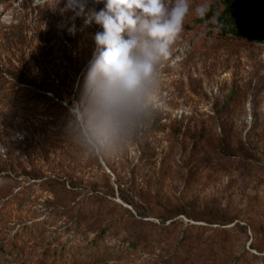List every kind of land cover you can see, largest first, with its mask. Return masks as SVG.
Masks as SVG:
<instances>
[{
	"label": "rangeland",
	"instance_id": "rangeland-1",
	"mask_svg": "<svg viewBox=\"0 0 264 264\" xmlns=\"http://www.w3.org/2000/svg\"><path fill=\"white\" fill-rule=\"evenodd\" d=\"M200 2L193 0V9ZM56 3L12 0L0 6V65L70 72L68 84L76 91L94 50L92 37L102 28L84 27L82 18L73 21V13L61 12L65 0ZM88 6L99 11L104 5L88 0ZM73 23L74 35L68 31ZM195 45L192 33L180 34L160 69V107L119 158L89 153L81 126L69 113L61 114L64 127L57 130L45 126V117L28 119L0 105V212L19 190L35 185L10 203L11 217L0 214V242L16 243L29 264H36L45 250L71 264L68 256L84 251L95 238L89 227L113 226L118 235L103 238L107 253L94 264H264V45ZM71 99L69 112L76 100ZM60 131L76 140L79 157L73 167H86L84 179L98 185L104 207L98 218L86 194L64 216L51 193L40 191L43 180L33 184L21 174L31 170L30 158L52 176L43 155L49 150L50 158L62 160V145L53 146ZM24 137L32 142L27 151ZM47 201L58 209L46 206ZM76 213L88 221L79 233L69 230ZM37 225L43 228L38 240L23 237L25 226ZM138 232L147 239L133 247L129 238ZM11 260L3 257L0 264Z\"/></svg>",
	"mask_w": 264,
	"mask_h": 264
},
{
	"label": "clouds",
	"instance_id": "clouds-1",
	"mask_svg": "<svg viewBox=\"0 0 264 264\" xmlns=\"http://www.w3.org/2000/svg\"><path fill=\"white\" fill-rule=\"evenodd\" d=\"M60 0H57V4ZM65 0L62 13L82 18L83 26L102 28L92 39L94 50L79 85V96L69 115L81 126L88 152L111 156L160 107V69L184 30L190 13L204 19L211 9L202 0ZM75 34L73 23L68 29Z\"/></svg>",
	"mask_w": 264,
	"mask_h": 264
},
{
	"label": "trees",
	"instance_id": "trees-1",
	"mask_svg": "<svg viewBox=\"0 0 264 264\" xmlns=\"http://www.w3.org/2000/svg\"><path fill=\"white\" fill-rule=\"evenodd\" d=\"M12 0H0V6L10 3ZM211 9L204 19H199L194 15V12L190 13L185 20L184 32L192 33L195 37L196 47L199 49H221V48H234L243 49L254 45H264V0H212ZM86 68L84 69V71ZM84 73V72H83ZM70 72L61 73L56 72L53 74L50 70L43 69L41 71L32 72L24 67H17L12 65L8 68H4L0 65V105L9 109L13 115L26 117L28 119H36L39 117H45L47 122L45 126L47 128H54L57 130L63 129L61 114L69 113L68 105H71L74 99H78L79 85L82 82L83 74L81 75L78 83L77 90L68 84ZM51 93V96L48 94ZM68 100L67 106H63L62 102ZM149 122V120L147 121ZM77 136L81 135L80 128L76 126ZM71 132L65 131V133L57 132L56 138L53 140V146H58L60 143L62 146V160L59 163L53 160L51 152H45L44 159L49 164L50 172L52 176H45V171L42 168L38 169L34 165V162L29 158L31 170H22L21 174L26 176L29 180H33L37 183L39 180H43L39 184L40 191L51 193L52 197L57 200L59 206L65 210L64 216H69L73 212L74 206L71 205L73 201L79 195L86 194V204H93L96 208V215L94 218H98V214L104 209L101 204L102 197L98 195V185L91 181L85 180L84 174L87 168L84 167L81 170L74 168L73 165L79 157V152L74 148L73 142L75 138ZM137 133L131 137V143L136 142ZM60 139L62 142H60ZM25 149L30 147L31 140L23 138L21 144H25ZM42 155V152L40 151ZM119 154L116 153V157L119 158ZM114 156V155H113ZM110 164L111 159H106ZM115 168V163L112 165ZM116 170V169H115ZM13 179H17V171L14 170ZM35 185L23 188V191L19 190L11 201H7L3 204L1 213L7 214L11 217L12 209L9 207L11 202L18 201L21 195L27 193ZM68 197H73L74 200H67ZM36 197L35 199H37ZM29 197L26 198L28 200ZM39 199V198H38ZM68 201V202H67ZM36 200L30 201V205L35 203ZM65 202V203H64ZM46 206L52 207L53 210L56 205L53 202H45ZM77 205V203L75 204ZM59 207V208H60ZM92 209V208H91ZM52 210V211H53ZM60 211V210H58ZM92 211V210H91ZM90 216L94 215L88 211ZM85 218H81L80 214L76 213L69 221L71 222V228L69 230L79 233L82 228L88 224V221L84 222ZM219 223H225L223 220H215ZM224 225V224H223ZM113 226L102 227H89L91 233L95 235V238L90 242L87 248L82 252H73L70 254L69 260L71 264H90L98 263L101 261L106 253L103 238L107 236H117L118 232L112 230ZM192 229H200V227L191 226ZM23 237H27L31 241L38 240L42 235L43 228L39 225L34 228L25 226ZM130 231V229H127ZM147 239V236L142 235L141 232L132 234L129 238V245L136 247L141 241ZM20 241V242H19ZM17 244H24L23 240H18ZM20 248L6 242H0V260L3 257H11L13 260L2 264H29L24 261V256L20 253ZM62 255H58V252L50 253L49 250L45 252L39 258L36 264H62Z\"/></svg>",
	"mask_w": 264,
	"mask_h": 264
}]
</instances>
